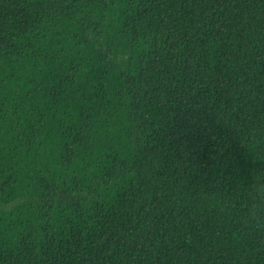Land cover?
I'll return each mask as SVG.
<instances>
[{"label":"trees","instance_id":"16d2710c","mask_svg":"<svg viewBox=\"0 0 264 264\" xmlns=\"http://www.w3.org/2000/svg\"><path fill=\"white\" fill-rule=\"evenodd\" d=\"M0 264H264V0H0Z\"/></svg>","mask_w":264,"mask_h":264}]
</instances>
